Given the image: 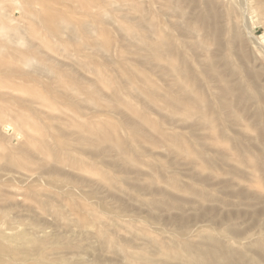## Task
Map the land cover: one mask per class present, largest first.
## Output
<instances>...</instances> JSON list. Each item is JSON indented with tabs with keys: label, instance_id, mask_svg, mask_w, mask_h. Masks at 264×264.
Here are the masks:
<instances>
[{
	"label": "rangeland",
	"instance_id": "374dc122",
	"mask_svg": "<svg viewBox=\"0 0 264 264\" xmlns=\"http://www.w3.org/2000/svg\"><path fill=\"white\" fill-rule=\"evenodd\" d=\"M0 264H264V0H0Z\"/></svg>",
	"mask_w": 264,
	"mask_h": 264
},
{
	"label": "bare ground",
	"instance_id": "6f19581e",
	"mask_svg": "<svg viewBox=\"0 0 264 264\" xmlns=\"http://www.w3.org/2000/svg\"><path fill=\"white\" fill-rule=\"evenodd\" d=\"M54 24V23H53ZM77 27V26H76Z\"/></svg>",
	"mask_w": 264,
	"mask_h": 264
}]
</instances>
